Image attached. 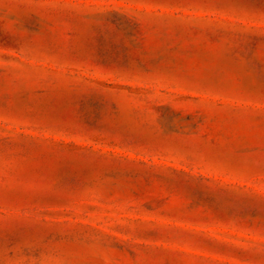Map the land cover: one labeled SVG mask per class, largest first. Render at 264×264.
I'll return each mask as SVG.
<instances>
[{"label":"rangeland","instance_id":"374dc122","mask_svg":"<svg viewBox=\"0 0 264 264\" xmlns=\"http://www.w3.org/2000/svg\"><path fill=\"white\" fill-rule=\"evenodd\" d=\"M0 264H264V0H0Z\"/></svg>","mask_w":264,"mask_h":264}]
</instances>
